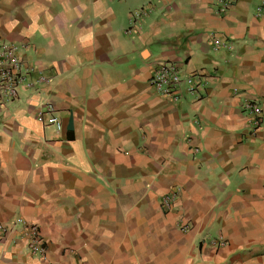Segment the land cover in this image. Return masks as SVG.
<instances>
[{
	"label": "crops",
	"instance_id": "obj_1",
	"mask_svg": "<svg viewBox=\"0 0 264 264\" xmlns=\"http://www.w3.org/2000/svg\"><path fill=\"white\" fill-rule=\"evenodd\" d=\"M223 1L0 0L30 68L0 100V264H264V0ZM157 60L197 96L156 93Z\"/></svg>",
	"mask_w": 264,
	"mask_h": 264
},
{
	"label": "built area",
	"instance_id": "obj_2",
	"mask_svg": "<svg viewBox=\"0 0 264 264\" xmlns=\"http://www.w3.org/2000/svg\"><path fill=\"white\" fill-rule=\"evenodd\" d=\"M219 1L218 10H224V1ZM142 11V8L141 10ZM209 40L213 49L223 47L228 49L231 43L220 35L211 33ZM21 46L19 43L14 42H0V100L7 98H14L17 96V85L24 79V71L30 68L23 64L22 59L19 57L18 48ZM150 87L158 94L168 95L173 99L185 95L196 94V86L200 82H205L203 78L194 77L191 74L182 75L178 65L173 61L157 60L151 71L148 79ZM26 83L25 85H29ZM41 108L37 111L38 117L46 113L47 122L54 124L57 128L60 127V121L54 114L55 106L49 102L44 101L41 103ZM246 108V122L249 130L252 131L258 125L260 116V107L254 101H246L244 104ZM193 151H197L198 147H192ZM175 192L169 191L160 196V204L163 208L169 209L174 199ZM18 224L20 226V235L26 237V242L30 252H39L42 257L45 256V243L40 235V228L36 222L27 221L21 216H17L12 221V225ZM181 229H185L183 224ZM9 225L0 224V237H3Z\"/></svg>",
	"mask_w": 264,
	"mask_h": 264
}]
</instances>
